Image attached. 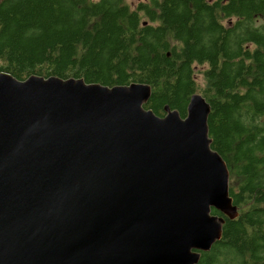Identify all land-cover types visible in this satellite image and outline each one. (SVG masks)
Wrapping results in <instances>:
<instances>
[{
    "label": "water",
    "instance_id": "95a60500",
    "mask_svg": "<svg viewBox=\"0 0 264 264\" xmlns=\"http://www.w3.org/2000/svg\"><path fill=\"white\" fill-rule=\"evenodd\" d=\"M0 72V264H198L238 216L210 104Z\"/></svg>",
    "mask_w": 264,
    "mask_h": 264
},
{
    "label": "trees",
    "instance_id": "16d2710c",
    "mask_svg": "<svg viewBox=\"0 0 264 264\" xmlns=\"http://www.w3.org/2000/svg\"><path fill=\"white\" fill-rule=\"evenodd\" d=\"M0 72L149 85L159 117L201 94L238 216L198 264H264V0H0Z\"/></svg>",
    "mask_w": 264,
    "mask_h": 264
},
{
    "label": "rangeland",
    "instance_id": "374dc122",
    "mask_svg": "<svg viewBox=\"0 0 264 264\" xmlns=\"http://www.w3.org/2000/svg\"><path fill=\"white\" fill-rule=\"evenodd\" d=\"M126 1H127L129 4L133 5L134 8H135L136 5L139 4L140 1L145 2V0H126ZM231 179H233V178H231ZM229 184H230V187H231L232 189L235 188L236 183H235V180H234V179L231 180V181H229Z\"/></svg>",
    "mask_w": 264,
    "mask_h": 264
},
{
    "label": "bare ground",
    "instance_id": "6f19581e",
    "mask_svg": "<svg viewBox=\"0 0 264 264\" xmlns=\"http://www.w3.org/2000/svg\"><path fill=\"white\" fill-rule=\"evenodd\" d=\"M189 106V105H188ZM211 113V112H210ZM231 197V196H230ZM233 200V199H232Z\"/></svg>",
    "mask_w": 264,
    "mask_h": 264
}]
</instances>
